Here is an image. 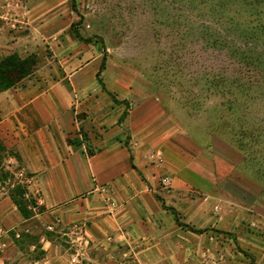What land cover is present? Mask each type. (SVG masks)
I'll return each mask as SVG.
<instances>
[{"label":"rangeland","instance_id":"374dc122","mask_svg":"<svg viewBox=\"0 0 264 264\" xmlns=\"http://www.w3.org/2000/svg\"><path fill=\"white\" fill-rule=\"evenodd\" d=\"M74 3L79 14L72 0H0V59L15 52L34 60L15 86L66 87L68 105L80 107L73 117L86 118L88 109L106 102L94 97L104 60L100 78L110 92L128 95L117 100L125 115L147 99L158 107L152 146L158 161L163 140L182 141L184 166L209 186L189 179L194 183L184 187V213L203 199L224 202V229L204 224L202 232L192 231L199 228L184 219V264H264V0ZM90 119L88 130L101 135L93 110ZM82 133L80 127L69 139ZM10 149L19 159L3 160L8 175L0 176V200L24 187V200L42 206L39 193L28 188L33 174ZM27 209L34 215L15 227L23 233L20 248L38 240L23 232V219L34 233L55 235L36 220L38 206L28 202Z\"/></svg>","mask_w":264,"mask_h":264},{"label":"crops","instance_id":"0c3cea01","mask_svg":"<svg viewBox=\"0 0 264 264\" xmlns=\"http://www.w3.org/2000/svg\"><path fill=\"white\" fill-rule=\"evenodd\" d=\"M4 37L0 23V49ZM69 90L29 82L0 91V138L18 150L24 169L33 174L28 188L39 193L44 207L36 220L55 233H34L31 221L23 219V232L38 240L20 248L22 232L15 227L22 216L8 197L2 198L0 264H184V219L199 229H224V202L203 199L184 213V187L193 181L209 186L184 166L182 141H162V163L152 153L159 110L151 99L119 121L122 104L101 88L94 97L106 98L105 105L95 104L78 120L73 116L80 107L68 105L73 104ZM127 96L114 93L117 100ZM92 110L99 118L93 123L102 130L98 136L88 130ZM80 127L92 155L78 134L74 142L67 140ZM160 175L169 178L167 185L160 184Z\"/></svg>","mask_w":264,"mask_h":264},{"label":"trees","instance_id":"16d2710c","mask_svg":"<svg viewBox=\"0 0 264 264\" xmlns=\"http://www.w3.org/2000/svg\"><path fill=\"white\" fill-rule=\"evenodd\" d=\"M71 7H72V10L74 12L79 14L77 9H76L74 0H72ZM33 65H34L33 59H31L28 56L21 57L15 52L7 55L6 57H3L2 59H0V91L6 90L10 87H14L21 79H23L24 77L29 75ZM104 68H105V63L103 60L101 65H100L98 72L96 73V76H98L99 84H100L102 90L107 92L112 97V99L114 101H117V99L114 97V93L110 92L106 88L104 82L100 78V73ZM123 115L125 116V111L122 113V116L119 117V121H122ZM86 140H87V136L84 133H82L80 141L85 142ZM68 141L73 142L70 139H68ZM86 152L88 153V155H92L94 152V150L92 149V147L89 144L86 145ZM9 156L10 157L12 156L17 160L19 159L18 155H16V153L13 150H11L10 148H7L0 138V176L2 178L7 177V175H8V173H7L8 171L4 170L3 160ZM16 190H17V192H15L16 195L11 194L10 197H11V201L17 207V209H18V211L22 217L30 218L31 216L34 215V213H32V211L30 209H27L28 202H30L33 207L38 206L39 211L37 213H41L44 210L43 206L37 205L35 199L31 198L28 201L24 200L23 194H25V190H26L24 187L23 188L19 187ZM172 212H174V211L172 210ZM181 225L184 227V223ZM185 226H187V225H185ZM191 230L197 231V232L203 231V229H194L193 227H191ZM21 235H23V233H21L18 238H20ZM45 235L50 236L51 232H46Z\"/></svg>","mask_w":264,"mask_h":264},{"label":"built area","instance_id":"2783aa9c","mask_svg":"<svg viewBox=\"0 0 264 264\" xmlns=\"http://www.w3.org/2000/svg\"><path fill=\"white\" fill-rule=\"evenodd\" d=\"M161 180L164 185H167L169 183V178L167 176H164ZM47 228L51 229L50 226H48Z\"/></svg>","mask_w":264,"mask_h":264}]
</instances>
